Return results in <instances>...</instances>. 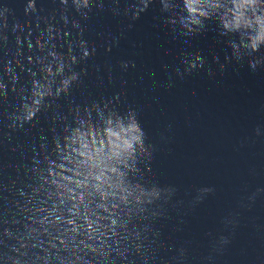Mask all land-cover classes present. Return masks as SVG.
<instances>
[{
	"label": "water",
	"instance_id": "1",
	"mask_svg": "<svg viewBox=\"0 0 264 264\" xmlns=\"http://www.w3.org/2000/svg\"><path fill=\"white\" fill-rule=\"evenodd\" d=\"M196 3L0 0V264H264V0Z\"/></svg>",
	"mask_w": 264,
	"mask_h": 264
},
{
	"label": "clouds",
	"instance_id": "2",
	"mask_svg": "<svg viewBox=\"0 0 264 264\" xmlns=\"http://www.w3.org/2000/svg\"><path fill=\"white\" fill-rule=\"evenodd\" d=\"M247 0H242L241 3V7L244 5V3H246ZM60 3L63 4L64 0H60ZM89 5V0H82V6L84 8H88ZM145 7H147V5H145ZM185 7L188 11V13L190 15H202V13H198L197 8L199 7L198 4L196 3V0H185ZM80 8L81 5H76L75 11L77 13H80ZM82 17H86V14H81ZM193 23H195V21H193ZM78 25L76 23L72 24V28H77ZM225 27H227V25H225ZM264 39V30H261L260 35H258L257 40L253 42L252 44V48L253 51H255V45L257 42H259L260 40ZM40 47H43V45H40ZM77 47L81 50V52L83 53L82 55V59H85L88 56L87 52H84V49L86 48V44L83 42H78L77 43ZM197 59H199V57H197ZM15 79V77H13V80ZM76 79L75 75L69 76L67 80L62 81L61 83V87L57 89V98L60 96V93L63 92L65 95H67V88H68V84L71 81H74ZM35 95V94H34ZM40 95V99L43 100L45 97L43 94H39ZM39 108L36 102H34V106L28 110H26V114L24 115V122L28 123L30 121H32L34 119V117L36 116L37 112H38ZM130 131H136V127L135 125H133L130 129ZM133 139H137L136 137H133ZM123 146L124 148L131 150L132 149V143L130 141H123Z\"/></svg>",
	"mask_w": 264,
	"mask_h": 264
}]
</instances>
